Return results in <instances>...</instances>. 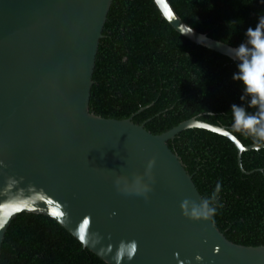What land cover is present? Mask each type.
<instances>
[{"label":"water","instance_id":"95a60500","mask_svg":"<svg viewBox=\"0 0 264 264\" xmlns=\"http://www.w3.org/2000/svg\"><path fill=\"white\" fill-rule=\"evenodd\" d=\"M153 2L181 37L236 63L205 34L208 46L197 43L194 29L182 35L188 25L167 0ZM112 3L0 0V254L11 222L28 213L49 217L106 264H264V246L233 244L212 219L181 215V201L199 203L201 195L168 142L191 129L221 136L247 175L241 155L264 145L245 147L226 127L196 118L153 135L135 115L115 120L89 112ZM150 158L147 198L118 191L114 178L142 174ZM129 241L136 242L131 259L121 247Z\"/></svg>","mask_w":264,"mask_h":264},{"label":"trees","instance_id":"16d2710c","mask_svg":"<svg viewBox=\"0 0 264 264\" xmlns=\"http://www.w3.org/2000/svg\"><path fill=\"white\" fill-rule=\"evenodd\" d=\"M167 1L192 29L231 47L264 14L259 0ZM235 71V62L177 34L153 0H113L98 46L89 112L115 120L135 115L133 122L153 135L196 118L226 127L245 147L262 146L232 129L230 106L240 104L242 94L241 84L231 79ZM168 147L201 197L220 182L223 207L212 221L224 237L236 245L264 246V148L241 155L247 175L232 143L205 130L184 131ZM0 264L106 263L49 217L21 213L5 233Z\"/></svg>","mask_w":264,"mask_h":264},{"label":"clouds","instance_id":"9594fccd","mask_svg":"<svg viewBox=\"0 0 264 264\" xmlns=\"http://www.w3.org/2000/svg\"><path fill=\"white\" fill-rule=\"evenodd\" d=\"M259 3L264 4V0H259ZM235 22L230 23L235 24ZM192 33V28L185 26L182 35L191 36ZM197 43L208 46V37L203 34L199 35ZM217 46L223 47L224 54L236 61V71L232 74L231 79L238 81L242 86V94L239 97L241 103H234L230 106L232 129L252 137L257 145H260L264 142V14L257 16L254 27H248L245 30L244 40L239 45L231 47L217 41ZM154 163V158L148 159L143 173L132 174L130 180L125 176H116L114 185L117 190L147 198V193L151 191L153 182ZM2 166V162H0V167ZM220 189L221 184L217 181L211 194L201 197L199 203L187 198L182 200L179 205L181 215L194 222L211 220L217 209L223 207L219 201ZM121 247L126 250L128 258L131 259L136 249V242L129 241L123 243ZM194 259L197 262L201 261L199 255H196Z\"/></svg>","mask_w":264,"mask_h":264},{"label":"snow or ice","instance_id":"6c2138e0","mask_svg":"<svg viewBox=\"0 0 264 264\" xmlns=\"http://www.w3.org/2000/svg\"><path fill=\"white\" fill-rule=\"evenodd\" d=\"M80 232H81V237L83 238V232H84L83 227L81 228Z\"/></svg>","mask_w":264,"mask_h":264}]
</instances>
